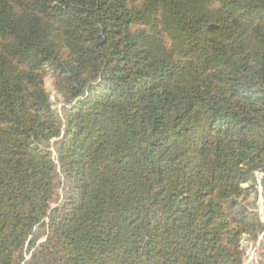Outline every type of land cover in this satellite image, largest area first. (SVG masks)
<instances>
[{"label":"trees","instance_id":"1","mask_svg":"<svg viewBox=\"0 0 264 264\" xmlns=\"http://www.w3.org/2000/svg\"><path fill=\"white\" fill-rule=\"evenodd\" d=\"M259 196L264 0H0V264H264Z\"/></svg>","mask_w":264,"mask_h":264},{"label":"rangeland","instance_id":"2","mask_svg":"<svg viewBox=\"0 0 264 264\" xmlns=\"http://www.w3.org/2000/svg\"><path fill=\"white\" fill-rule=\"evenodd\" d=\"M46 84L49 88V90L52 92V99L53 101H56V94H55V89L52 83V80L50 78H47ZM262 177V173H258L257 174V185L258 187H260V179ZM246 186V185H245ZM257 204H258V211L259 214L261 215V219L264 221V200L262 196H259L258 200H257ZM262 238V235L259 237L258 240H256L255 242H249L248 240H246V238H244V247L246 250V254H247V262L246 264L250 263L253 258L256 257L259 249H260V240Z\"/></svg>","mask_w":264,"mask_h":264}]
</instances>
